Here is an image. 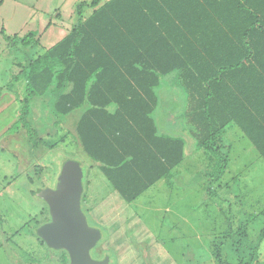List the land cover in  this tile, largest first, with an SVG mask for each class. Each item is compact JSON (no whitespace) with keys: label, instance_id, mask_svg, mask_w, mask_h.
<instances>
[{"label":"trees","instance_id":"16d2710c","mask_svg":"<svg viewBox=\"0 0 264 264\" xmlns=\"http://www.w3.org/2000/svg\"><path fill=\"white\" fill-rule=\"evenodd\" d=\"M100 1L78 4L76 24L47 49L33 32L1 31L6 49L23 55L18 126L31 150L46 143L26 122L31 99L48 98L54 118L79 111L73 135L82 154L131 204L184 159V139L160 133L152 117L161 77L176 74L191 98V136L217 161L218 174L228 160L229 124L264 158V0ZM85 5L94 9L84 19ZM236 236L239 247L249 235Z\"/></svg>","mask_w":264,"mask_h":264},{"label":"crops","instance_id":"0c3cea01","mask_svg":"<svg viewBox=\"0 0 264 264\" xmlns=\"http://www.w3.org/2000/svg\"><path fill=\"white\" fill-rule=\"evenodd\" d=\"M7 1L20 8L33 9L39 6L42 0H0V9ZM66 1H70V9L73 10L68 19L60 18L61 16L56 12L60 7H57L54 11L56 12L55 16L59 17L58 21H44L41 32L38 35L32 31L36 35L35 37L38 39L39 44L42 36L45 34L48 37H54V33L59 30L63 31L64 28L66 29L63 31L61 39L66 36L77 22V5L89 4L92 0H61V3H65ZM105 1L101 0L100 5ZM84 7L82 9H87L88 13L86 15L82 13L81 18L85 19L91 15L94 8L87 5ZM167 77H170L166 82L168 86L166 84L163 86L161 94L157 91V107L152 117L154 120L163 121L165 125L164 129H162L163 134L183 138L184 129L188 127L190 118L191 98L188 91L177 79L176 74L161 77L160 84ZM14 80L16 81V79ZM16 82L20 84L17 83L19 85L15 89H12V86L10 87L9 85L0 86V223L4 221V225H6L7 221L5 220L6 210L2 209V206L5 207L7 201L10 203L20 201L22 204L20 203L21 205L17 207V218L22 217L24 213L27 217V205L29 204L30 195L33 201L40 200L36 193L38 190L44 188V186L40 185L41 180L45 177L47 178L45 174L51 168V162H47V164L43 159L44 155L50 151L46 152L43 149V145L31 150L26 130L18 126L19 101L22 99L23 82ZM79 115L80 112L78 113ZM261 119L264 122V113ZM184 124L186 125L185 128ZM262 130V135H264V123ZM41 138H44L43 135ZM222 145V150L228 157L225 166L226 170H224L222 175L217 172L214 180L221 183L224 176L228 174L227 183H224L226 186L224 192H227L228 198L225 197L222 201L229 202L230 207L228 212L224 214L220 210H213L216 213L214 216L215 223L210 226L209 233L206 236L197 233L194 237H189V231L197 230V226L201 227L204 221L198 220L196 221L197 226L191 225L187 217L191 211L183 213L181 204L179 207L177 204V202L187 200L189 197L188 193H174L176 183L179 181L185 182L190 177L192 167L198 166L195 170L202 167L200 163L202 164L201 160L205 158L202 155L205 151L198 148L196 143L192 144L188 151H186L185 143L183 161L172 170L170 177L156 182L164 181L166 187L164 195L167 203L164 207V217L166 223L169 222L170 224L160 234L165 236L163 238L165 242L170 243V246H166L163 239H159L158 236L156 237L151 234L148 229L139 226L138 217L133 213L130 214L126 208L129 204H126L112 187V192L104 199L105 203L103 205L93 207L89 202H86L85 210L87 218L90 219L91 223L101 227V233L109 234L108 240L110 246L116 250L114 264H203L204 262L209 264H263L264 237L258 244L256 240L258 234L264 232V158L259 156L253 144L242 134L235 124L226 126ZM236 149L241 154V158L238 154H235ZM262 150L264 151V141L262 143ZM213 165L217 169L216 160ZM94 167L102 175L98 167L95 165ZM95 168L89 166L88 175ZM40 169L43 172L41 175H38L39 171L35 172L34 170ZM46 169L47 171L44 174V170ZM59 170L54 176V181L58 176ZM102 177L104 178L103 175ZM104 180L106 181L105 178ZM37 182L40 183L39 186L31 188L33 185H37ZM198 200L200 204H203L202 196ZM41 202L44 204L42 200ZM112 203L113 205H111ZM123 203L126 204V207ZM23 205L25 206L24 209ZM113 208L118 209L113 210ZM207 213L208 211L206 212L204 209L197 217L210 216V212ZM41 214L40 209L37 215L40 216ZM216 217H218V221ZM16 222L17 228L9 232V235L6 233L4 226H0V253L2 254L0 256V264H25L17 255L13 254L10 250V245L13 243L12 240L15 236L21 237L24 227L30 222V218L26 224L20 218ZM243 231L247 232L249 236L243 239L240 242L241 246L238 247L236 234ZM128 232H134L138 235L135 237V241L144 243H141L146 249L144 253L139 252L134 247L132 244L134 241L131 242ZM32 236L34 235L32 234ZM35 238L37 239V237ZM189 242L194 243V246H191L193 249L202 252H187V250L191 249L188 245ZM135 243L138 244L137 242ZM255 245H257V253L253 255L252 249ZM15 247L22 252V241L20 240V243ZM26 247L24 248L27 249ZM108 253L111 254L110 252ZM55 259L53 257L50 260L51 262L44 261L39 264L58 263L59 260ZM111 259L110 261L113 262Z\"/></svg>","mask_w":264,"mask_h":264},{"label":"rangeland","instance_id":"374dc122","mask_svg":"<svg viewBox=\"0 0 264 264\" xmlns=\"http://www.w3.org/2000/svg\"><path fill=\"white\" fill-rule=\"evenodd\" d=\"M8 2L10 1H7L0 9V86L9 85L10 87L12 86V89H15L17 85L20 84L19 82H16L14 80L20 71L17 67V63L22 62L23 55L18 52H10L5 48V41L3 40L4 38L1 34V31H3L4 35L6 36H12L15 34L20 36L32 31L38 35V33L41 32L42 23H44V21L48 22L52 20V22H54L59 20V17L57 16V19V17L55 16L56 12L61 16L60 18L68 19L70 13L73 10L70 9V1L61 3V0H42L39 3V6H36L33 9L20 8L18 6H14L13 3ZM57 7L60 8H58V10H56L55 12L54 10ZM82 13L86 15V13H88V10L82 9ZM65 29L66 28H64L63 31ZM63 31H55L56 33H54V37H48V35L46 36L45 34L40 40V46L45 48L53 46L61 39ZM168 78L170 77L164 78L163 81H161V84L157 89L159 94L163 92V86L165 84L166 86H168L166 83L169 80ZM49 103L50 100L48 98H33L29 101L30 112L26 118V122L36 130L39 136L43 135L44 138H42V141H46L47 143H43V149L46 152L50 151L48 154L44 155L43 159L46 161V163L51 162V168L48 171L47 169L44 170V174L47 171V173L45 174L47 178L45 177V180H41V184L37 182V185H33L31 188L37 187L39 186V184L44 186V188L54 186V184L56 183V180L54 181V176L60 169L62 163L66 160H73L80 163L81 166L84 196V202L82 206L83 211H86V202H89V204H91V206L93 207L96 205H103L105 203L104 199L108 197L109 193L112 192L111 186L107 183V181L104 180V178L97 171L94 165H91L86 157L82 154L79 144L73 135V126L79 111H75L64 118H54L48 114ZM155 121L159 132L163 133L162 129H164L165 127L163 121H159L157 119ZM183 126L184 128L186 127L185 124ZM189 131H191V128L188 125V127H186L183 132V139L186 143V151H188L190 149V146L195 143ZM62 138L64 139L63 141H61ZM58 139L60 140L58 141ZM53 143H55L56 146L49 148L48 145ZM235 154H238L240 158L242 157L237 149ZM202 155L205 156V158L201 160L202 164L200 163V166L202 165V167L199 166L200 168L195 170L198 166L194 165L195 167H192L193 169L190 172V177L185 182L179 181L180 184L179 182H177L174 186V193H188V199L183 200L182 202H177V204L178 207L181 204L183 213L191 211V213H188L187 216L191 225L197 226L196 221H204L201 227L197 226V230L195 229L189 231V237H194L197 233L204 236L208 235L210 226L215 223L214 216L216 215V213L214 211L220 210V212L224 214L228 212L230 207L229 202L222 201L223 198H228V194H226L227 192H224V188L226 187L224 183H227L228 174L224 176L225 179L223 178L221 183L214 180L218 172L213 165L215 159L207 152L203 153ZM89 166L95 168L94 171L90 172V175H88ZM34 171H39L38 175H41L43 172L42 169ZM227 171L229 170L227 169ZM165 189L166 187L164 181H160L156 183V185L149 188L146 192H144L134 202L127 205V207L126 204L123 203L130 214L133 213L138 217L139 226L148 229L151 234L155 235L156 237L158 236L159 239L163 240V237L165 236L163 234H160V232L163 233L166 230V226L170 224L169 222L166 223L164 217V207L167 203L164 195ZM201 196L203 199V204H200L198 200V198H200ZM39 201H33V198L30 195L29 204L27 205L28 216L26 217L24 213L22 217H19L25 224L29 218L30 222L26 227H24L21 237L15 236L12 240L13 243H11L10 245V250L13 252V254L17 255V257L25 262V264H39L44 261L49 262L58 253L51 249H48L45 245L40 244V241L35 238L36 236H32V234H30L33 233V231H36L47 212L45 210L46 208L44 207V204L41 202V200ZM22 202L24 203V201ZM20 203V201H13V203L7 201L5 203L6 206H2V209L6 210L5 220L7 221L6 225H4V221L2 220L3 222L0 223V226H4L7 234L17 228L16 220L18 221L19 218H17L16 214L17 207L22 204ZM111 205H113V203ZM24 208L25 206L23 205V209ZM40 209L43 215L41 214L39 216L37 214H39ZM116 209L113 208V210ZM204 209L206 212H210V216L197 217L201 214V211H204ZM41 216H43V218H41ZM216 220L218 221V217H216ZM88 223L91 226H94L101 230V227L99 225L91 223L89 218ZM128 235L131 242L134 241L132 242L134 247L137 248L139 252L144 253L146 249L141 245L142 242L138 243V241H135V237H137L138 235L134 232H128ZM108 237V233L102 232L103 242H100L101 244L99 243L100 246L98 247L96 254H101L102 252H110L112 254L111 260L113 261H110V264H114V259L116 258V250L110 246ZM20 240L22 241V252H20L15 247L18 243H20ZM135 242H137L138 244H136ZM165 243L166 246H170V243ZM188 245L191 249L187 250V252L195 253L196 251H200L191 247L194 246V243L189 242ZM25 246H27V249L24 248ZM0 256H2L1 253ZM63 258L66 259L64 256ZM58 260L60 262V258ZM62 263H65V260ZM203 264L209 263L204 262Z\"/></svg>","mask_w":264,"mask_h":264},{"label":"water","instance_id":"95a60500","mask_svg":"<svg viewBox=\"0 0 264 264\" xmlns=\"http://www.w3.org/2000/svg\"><path fill=\"white\" fill-rule=\"evenodd\" d=\"M82 194L80 163L64 161L54 186L36 193L46 204L50 221L40 225L35 234L48 249L64 251L69 264H108V256L100 261L90 256V251L101 240V232L88 225L81 207Z\"/></svg>","mask_w":264,"mask_h":264},{"label":"flooded vegetation","instance_id":"af4514ba","mask_svg":"<svg viewBox=\"0 0 264 264\" xmlns=\"http://www.w3.org/2000/svg\"><path fill=\"white\" fill-rule=\"evenodd\" d=\"M83 211V210H82ZM83 213H84V215L86 216V219H87V222H88V218H87V214H86V211L84 212L83 211ZM50 221V217L48 216V218H47V220H44V218L42 219V222H41V224L40 225H42V224H45V223H48ZM39 225V226H40ZM88 225L90 226V227H94V226H91L89 223H88ZM94 228H96V227H94ZM97 229H99V228H97ZM100 230V229H99ZM100 232H101V230H100ZM103 238H102V233H101V240L96 244V246L90 251V256H91V258L93 259V260H97V261H100V260H102V259H104V257L105 256H108L109 257V261H108V264H110V258H111V254H109L108 252H102L101 254H96V251H97V249H98V247L100 246V242H103V240H102ZM100 243V244H99ZM53 251H55V250H53ZM55 252H58L55 256H54V258H56L55 260H58L59 258H60V262H58V263H56V262H53V263H50V264H69V258H68V256H67V254L64 252V251H55ZM62 253V254H61ZM64 257H66L67 259V261H65V263H62V262H64V258H63V256Z\"/></svg>","mask_w":264,"mask_h":264}]
</instances>
